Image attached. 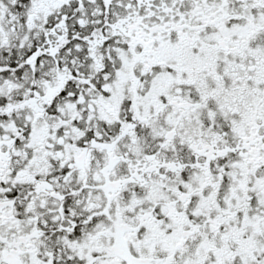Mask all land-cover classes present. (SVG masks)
I'll use <instances>...</instances> for the list:
<instances>
[{"label": "snow or ice", "instance_id": "1", "mask_svg": "<svg viewBox=\"0 0 264 264\" xmlns=\"http://www.w3.org/2000/svg\"><path fill=\"white\" fill-rule=\"evenodd\" d=\"M0 264H264V0H0Z\"/></svg>", "mask_w": 264, "mask_h": 264}]
</instances>
